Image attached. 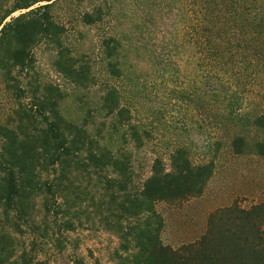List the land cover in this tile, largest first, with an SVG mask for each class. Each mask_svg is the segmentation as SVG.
<instances>
[{"label": "trees", "instance_id": "1", "mask_svg": "<svg viewBox=\"0 0 264 264\" xmlns=\"http://www.w3.org/2000/svg\"><path fill=\"white\" fill-rule=\"evenodd\" d=\"M56 2L0 0V77L14 98L10 113L0 119V264H45L39 256L46 245L61 251L67 235L82 228L115 235V264H264V199L248 208L234 202L212 211L204 233L193 241L177 247L163 242L165 220L157 203L200 196L221 143L199 163L187 146H171L169 166L156 156L150 174L136 181L131 153L102 141L87 118L81 123L66 118L63 90L34 76L33 49L46 44L54 51V70L65 80L82 89L97 84L89 61L65 44ZM201 5L196 30L187 35L197 54L193 95L205 100L201 109L214 110L213 122L224 118L263 130L264 108L240 115L250 96L264 99V0H201ZM112 9L110 0H102L80 19L87 25L109 23ZM101 45L110 80L102 83L99 112L123 130L125 143L142 147L149 130L130 121L118 83L124 76L121 41L109 33ZM230 145L243 152L245 136L235 133ZM254 146L264 154V141Z\"/></svg>", "mask_w": 264, "mask_h": 264}, {"label": "rangeland", "instance_id": "2", "mask_svg": "<svg viewBox=\"0 0 264 264\" xmlns=\"http://www.w3.org/2000/svg\"><path fill=\"white\" fill-rule=\"evenodd\" d=\"M110 1L112 21L94 25L82 23L81 12L91 10L102 0H57L54 5V15L66 27L65 44L72 53L89 61L96 85L82 89L65 80L54 70V51L46 44L33 49L34 76L55 83L63 90L65 97L60 108L66 118L78 123L87 118L91 131L99 130L102 141L131 153L136 181L150 174L156 156L168 167L171 146H187L191 160L199 163L212 156L216 142L220 141L214 173L203 193L183 201L156 205L165 220L161 238L165 244L177 247L204 233L212 211L234 202L248 208L264 199V154H259L254 146L255 141H264V129L242 127L235 122L222 121L224 118L213 122L214 110L210 106L207 110L201 109L202 101L193 95L196 94L193 86L197 54L187 35L196 30L195 20L202 14L201 0ZM16 14L18 11L13 13ZM109 33L117 35L122 44L124 76L118 83L131 109L130 121L149 130V135L143 136L142 147H135L131 141L125 143L121 137L123 130H115L109 118L98 109L102 83L110 80L101 45ZM22 84L25 85V79ZM13 105V95L0 77L2 121ZM260 108H264V99L250 96L241 119ZM235 133L246 138L241 153H235L230 145ZM67 237L65 249L59 251L51 244L46 245L40 259L45 264H77V259L84 264H115L112 253L118 240L112 233L82 228Z\"/></svg>", "mask_w": 264, "mask_h": 264}]
</instances>
